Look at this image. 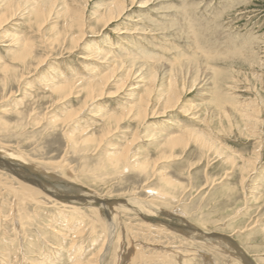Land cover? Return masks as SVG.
<instances>
[{
    "label": "rangeland",
    "instance_id": "374dc122",
    "mask_svg": "<svg viewBox=\"0 0 264 264\" xmlns=\"http://www.w3.org/2000/svg\"><path fill=\"white\" fill-rule=\"evenodd\" d=\"M22 1L0 38V264H264V0H126L130 11L102 31L91 15L110 0H80L90 25L72 48L57 10L39 31L24 8L42 0ZM102 49L187 74L176 109L132 119L142 89L136 78L119 93L124 71L113 75L112 97L85 103L83 88L114 66ZM201 63L209 76L196 73ZM53 81L71 93L58 98ZM164 83L159 73L158 109ZM109 113L126 117L105 135ZM246 114L257 116L255 128ZM195 131L215 148L193 139L160 154L167 136ZM126 145L127 157L112 163ZM18 182L42 196L16 197ZM112 218L115 240L102 248Z\"/></svg>",
    "mask_w": 264,
    "mask_h": 264
},
{
    "label": "bare ground",
    "instance_id": "6f19581e",
    "mask_svg": "<svg viewBox=\"0 0 264 264\" xmlns=\"http://www.w3.org/2000/svg\"><path fill=\"white\" fill-rule=\"evenodd\" d=\"M45 1H47V0H42L41 2H37V3L31 4V5L26 4L27 6H25L24 10H25V14L27 15L28 22H30V25H32L34 27L36 26L35 28L38 29L39 31H41L44 24L49 20L53 11L57 10L58 18H59V15H61V17L63 18V21H64V24H63L65 26L64 32L66 33L67 37L69 35L70 47L72 48V47H76V46L80 45V43L86 37V34H88L87 28L90 25V23L86 21V16H85L84 10L83 9L79 10V7L81 9V6H79L78 4L84 0H81V2H80V0H73V2L76 4L75 6L70 2V0H49V2H45ZM131 2L134 3L135 0H131ZM24 4H25V2L22 0L21 1H19V0H4L3 1L2 5H1L2 10L0 13V38H2V39L5 38V35H6L5 32L8 30L2 31V29H4V26H6V24H8L11 20L16 18V16L20 13V10L22 9ZM130 7L131 6L128 7L126 0H110V3L106 9H104L102 12L96 13L95 15L93 14L91 16H94V19L96 20V23H97L96 25L99 27L101 26L102 27L101 31H102L108 26H113V24H115L114 26H116V22H120L121 18L124 17L128 11H130ZM94 29L95 28H91V32L94 33V31H95ZM123 32L124 31H120V33H123ZM56 40L58 42L60 41L58 37H56ZM33 47H34V45L32 43H29L28 41L23 42V44L21 46V50H20V52H22V60L23 61L27 60L26 57L31 54ZM105 47H107V45ZM105 47H104V49H105ZM112 48H111V50H112ZM104 49L98 50V51L102 52V54L105 57V61L108 59H111L110 56H107V57L105 56L106 53L108 52V50L106 53H104V51H103ZM121 49L122 50H119V51H124L123 48H121ZM127 50L129 52L130 49L128 48ZM114 51H115V49H114ZM131 51H132V49H131ZM148 51L150 53V50H147L146 52H148ZM126 52L127 51H125V53ZM133 52H135V51H133ZM114 53H112L111 55H113ZM119 53H121V52H119ZM144 53H145V51H144ZM149 53H146V54L149 55ZM138 54H140V52H138ZM122 55H124V54H122ZM117 56H119V55H117ZM141 56H145V54L143 55V53H142ZM141 56L139 55V58ZM147 56H145V57H147ZM142 58H144V57H142ZM45 60L46 59L43 58L37 63V65H36L37 70H41V65L45 62ZM111 60H112L111 62L114 64L112 72L109 71V73H107L106 75H104V76L102 75L101 77H97L96 79H93L83 88L82 91H83L85 103H87V102H96L97 103L99 100H102L106 97L107 98L112 97L113 93H111L108 90V88L110 87L111 82L114 80L113 75L116 71H119V72L124 71V74L120 80V83L122 85L120 86L121 90L119 91V93L123 90L122 88H124L129 81H134L136 78H139V80L137 82L140 84L134 88L142 89V94L138 97L136 103H134L135 105L132 106L133 109L135 108L133 114L130 115L133 117L132 119H137V120L140 119V120H143V122H144V121H147V119L154 117L157 113H160V112L164 113L165 112V114H166L167 112H170V111H173L176 109V107L179 103L178 100H180L181 94L183 95L187 89V87H186L187 83H184L185 80L188 79L187 74L184 75L181 71H176L174 69V66L170 65L171 63L169 64L170 66H162V65L147 66V65L141 64L140 62H137L135 59L129 60L128 58H125V59H120V60H115V59H111ZM125 60H127L128 65L126 67H122L123 62ZM156 62H158V61H156ZM207 67L203 63H201L200 66H198L196 68V73H202L205 76H209L211 73V70L208 69ZM146 70H147V72H146ZM159 73H160L161 79L165 80V83H164L165 87L163 88L162 96H160V98H159L160 101H163L162 109H160V108L158 109V107H156L153 103V92H154L153 87L156 84L157 77H158ZM188 73L190 74L191 72L188 71ZM191 74L194 75L193 73H191ZM195 78L197 79V77H195ZM48 86H49L48 88L52 92L58 94V98H59V96H60V98L65 97L71 93V86L59 84V83H57V81H53ZM208 89H210V88H208ZM160 110H162V111H160ZM224 116L227 117V120L230 119L229 118L230 116L228 115L226 110L224 112ZM125 117H126V115L123 116L120 113L106 114L103 121H104V123L107 124V130H106V132L104 131V134L109 135L112 132L114 133L115 130L117 128H119L120 125L123 123ZM255 117H257V116L256 115L253 116L250 114L244 115L247 128L253 129L257 126L258 120L256 121ZM149 124H152V123L149 122ZM172 124H173V122H172ZM111 126H114V128H111ZM197 132L195 131V133H192V134L189 133L190 135L188 137L183 136V134L167 136L166 143L169 146H168L167 150H161L160 154H163L166 151L170 153L173 151V149H175L177 144L185 146L186 140L190 141L193 139H195V140L198 139L197 142L204 147H214L215 148L213 141L211 139H209L207 136H204L202 131H200V132L197 131ZM197 134H198V138L194 137ZM3 144L4 143H2V145ZM6 146H8V145H6ZM129 152H130V149L128 148V145H126L123 149H121L119 155H117V154L114 155L115 157H114L112 163L118 164L117 162H119L122 158L123 159L126 158L127 155L129 154ZM10 178H7V179L11 180L12 178L11 179ZM0 184H3V183H1V181H0ZM18 184H19V186L17 188L14 187V184L12 186H10V185L9 186H10V188L12 187L11 189L13 191V194H15L16 197L22 196L21 199L23 201L35 200L39 197L36 195H41L39 189L38 190L33 189L30 185L29 186H26L25 184L22 185V183H20V182H18ZM3 187L6 188L5 186H3ZM55 191H57V190H55ZM150 192L153 193V190H151ZM155 194H156V192H155ZM55 196L59 197V196H61V194H56ZM49 198H50V196H49ZM81 200H84V199L82 198ZM14 201H15L14 203H16L15 207L17 208V206L19 204H17L16 200H14ZM137 204H139V203H137ZM174 208H177V207L174 206ZM182 214H185V213L182 211ZM110 222L111 223L108 224L107 233L104 235L106 239L102 245V248L104 245H105V247L108 248V246L111 244V242L113 240H115V238L113 239L115 232H117L116 231V225H115V219L112 218V220ZM147 226H150V225H147ZM150 228H151V226H150ZM168 233L172 234L170 232H168ZM222 238L225 241L223 243H225V246H227V249L231 248L234 251L239 250L238 246L235 245L234 242L230 241L231 239L228 238V236H222ZM208 242H209V240H208ZM141 254H142V252H141ZM243 257H246L245 260H247V256L244 255ZM146 260H148V259H146ZM90 261L92 262L91 259H88V262H90ZM249 263H251V262H249ZM76 264H79V263L76 262ZM80 264H82V263L80 262Z\"/></svg>",
    "mask_w": 264,
    "mask_h": 264
}]
</instances>
